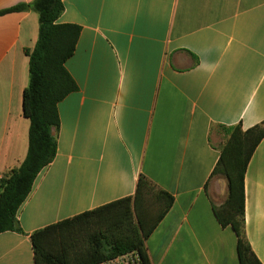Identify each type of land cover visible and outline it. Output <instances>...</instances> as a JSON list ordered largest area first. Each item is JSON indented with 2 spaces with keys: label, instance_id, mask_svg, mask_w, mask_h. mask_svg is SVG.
Returning <instances> with one entry per match:
<instances>
[{
  "label": "crops",
  "instance_id": "crops-1",
  "mask_svg": "<svg viewBox=\"0 0 264 264\" xmlns=\"http://www.w3.org/2000/svg\"><path fill=\"white\" fill-rule=\"evenodd\" d=\"M34 0H0V12ZM80 27L66 68L78 90L58 105L54 161L0 234V264H36L32 235L152 190L139 209L170 211L145 241L151 264H240L216 216L229 196L214 174L223 128L264 122V0H64ZM39 35L33 11L0 16V182L25 161L24 93ZM1 194V191H0ZM116 211H121L118 207ZM244 236L264 264V139L245 176Z\"/></svg>",
  "mask_w": 264,
  "mask_h": 264
},
{
  "label": "trees",
  "instance_id": "trees-1",
  "mask_svg": "<svg viewBox=\"0 0 264 264\" xmlns=\"http://www.w3.org/2000/svg\"><path fill=\"white\" fill-rule=\"evenodd\" d=\"M39 16V35L35 48L27 51L30 59V82L24 93V115L30 120L29 149L25 161L0 184V234L19 232L18 212L30 195L39 173L57 155L54 130L60 127L58 105L78 86L66 68L73 56L81 29L75 25L58 24L65 10L64 0H34L0 12V16L23 11ZM228 140L222 148L214 174L228 180L229 196L225 205L216 209L222 226H231L238 237L240 264H262L244 236L245 176L249 163L264 139V122L247 131L240 125L223 128ZM152 190L146 178L138 182L136 196L126 198L88 212L71 220L39 230L32 235L36 264H99L130 251L138 250L146 264H151L145 241L170 211L174 198L159 193L162 205L158 211L138 201ZM121 207V211L115 209ZM96 218L99 227L85 242L84 252L74 256L73 249L82 242V225Z\"/></svg>",
  "mask_w": 264,
  "mask_h": 264
},
{
  "label": "built area",
  "instance_id": "built-area-1",
  "mask_svg": "<svg viewBox=\"0 0 264 264\" xmlns=\"http://www.w3.org/2000/svg\"><path fill=\"white\" fill-rule=\"evenodd\" d=\"M99 264H146V262L141 252L138 250H134L119 255L117 257L105 260Z\"/></svg>",
  "mask_w": 264,
  "mask_h": 264
},
{
  "label": "rangeland",
  "instance_id": "rangeland-1",
  "mask_svg": "<svg viewBox=\"0 0 264 264\" xmlns=\"http://www.w3.org/2000/svg\"><path fill=\"white\" fill-rule=\"evenodd\" d=\"M224 134H225V138H226V141H225V144H226V142L228 140V135L225 132H224ZM90 221L91 222L89 224L82 225V227L84 228V232L82 233V239L80 240V242H82V243L78 247L73 249L72 254H74V256L76 254H81L84 252L85 242H87V241L89 242V239L97 231V229L100 225L99 223H97L96 218H91Z\"/></svg>",
  "mask_w": 264,
  "mask_h": 264
}]
</instances>
